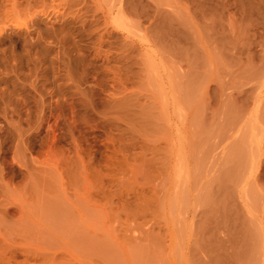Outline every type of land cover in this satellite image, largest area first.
I'll return each mask as SVG.
<instances>
[{
    "label": "rangeland",
    "instance_id": "rangeland-1",
    "mask_svg": "<svg viewBox=\"0 0 264 264\" xmlns=\"http://www.w3.org/2000/svg\"><path fill=\"white\" fill-rule=\"evenodd\" d=\"M0 264H264V0H0Z\"/></svg>",
    "mask_w": 264,
    "mask_h": 264
}]
</instances>
